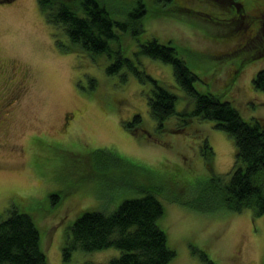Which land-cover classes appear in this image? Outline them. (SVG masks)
<instances>
[{"label":"rangeland","instance_id":"obj_1","mask_svg":"<svg viewBox=\"0 0 264 264\" xmlns=\"http://www.w3.org/2000/svg\"><path fill=\"white\" fill-rule=\"evenodd\" d=\"M105 1L128 8L135 0ZM143 2L156 9L153 0ZM181 11L149 16L138 37L122 35L124 54L135 60L138 46L152 38L169 43L202 72L198 88L222 93L244 120L264 121V92L253 87L264 70L261 48L253 51L260 57H251L248 44L235 51L229 31L182 19ZM114 63L71 43L47 22L39 0H0V220L12 210L30 214L50 264H108L120 251H76L65 261L71 227L87 211L110 213L151 190L164 206L159 225L176 252L170 264H206L204 255L216 264H264V215L201 208L212 175L229 179L234 139L196 118L185 133L176 131L184 125L177 117L158 128L148 109L151 84L127 66L110 73ZM134 65L183 95L172 64L142 56ZM184 99L178 110L189 108ZM136 115L142 122L133 133L128 123ZM204 140L215 153L213 172Z\"/></svg>","mask_w":264,"mask_h":264},{"label":"trees","instance_id":"obj_2","mask_svg":"<svg viewBox=\"0 0 264 264\" xmlns=\"http://www.w3.org/2000/svg\"><path fill=\"white\" fill-rule=\"evenodd\" d=\"M133 2V7L116 8L105 0H39V7L47 22L61 28L71 43L89 54L112 59L115 63L110 66V73L127 66L140 76L142 83L151 84L148 109L158 128H164L177 117L184 125L176 131L185 133L196 118L214 122L216 129L230 135L236 144L232 172L227 180L225 176L212 175L204 190L207 203L201 208L205 211L225 208L234 212L252 209L255 216H263L264 121H246L222 93H215L209 87L198 88L201 67L194 66L199 75L179 56L175 46L152 38L138 46L133 53L136 59L132 60L129 54H124L125 43L121 38L122 35L138 37L144 32L143 23L149 16L166 17L167 12L182 10V19L185 14L207 22L221 33L229 31L228 40L238 41L235 51H242L248 44L251 57H255L258 53L253 51L261 48L260 52H264V0H153L156 7L153 11L143 0ZM140 56L172 64L176 86L183 95L175 94L165 82L134 65ZM231 78L229 82L234 81ZM253 87L264 92V70L255 76ZM184 98L189 108L178 110L179 101ZM141 122V116L136 115L128 123L129 130L136 133L132 128ZM203 150L206 165L213 172L215 153L207 140ZM164 212L157 193L151 190L144 191L141 197L124 200L110 213L87 211L71 227V235L63 247V259L70 261L76 251L93 253L115 248L120 256L108 264H170L176 252L168 245L167 231L159 225ZM202 260L216 264L207 255ZM0 264H50L43 250L42 232L30 214L12 210L0 220Z\"/></svg>","mask_w":264,"mask_h":264}]
</instances>
